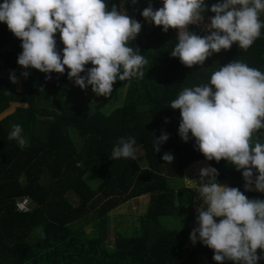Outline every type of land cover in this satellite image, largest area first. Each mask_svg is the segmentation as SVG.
Instances as JSON below:
<instances>
[{
	"label": "trees",
	"instance_id": "1",
	"mask_svg": "<svg viewBox=\"0 0 264 264\" xmlns=\"http://www.w3.org/2000/svg\"><path fill=\"white\" fill-rule=\"evenodd\" d=\"M121 1L132 12L138 9L139 0L106 3L110 8ZM216 2L205 0L209 8ZM260 19L264 21V15ZM177 43L174 31L136 38L131 46L148 60L145 77L117 80L110 96L86 109L84 103L67 100L81 89L68 78L67 68L64 74H50L54 77L50 87H35V79L48 83L49 74L18 64L22 41L0 22V116L13 104L25 105L0 118V264H196L193 259L198 253L208 254L217 264L213 250L203 243L191 254L186 249L192 230L198 227L197 208L205 206L198 192L201 166L215 167L219 183L238 187L250 199H264V194L245 191L243 170L237 171L228 161H208L191 134L184 142L179 135L180 110L170 107L184 88L208 83L214 71L236 59L264 73V28L249 49L236 43L191 68L171 56ZM24 71L30 75L25 77ZM13 73L16 83L10 79ZM114 97L119 106L106 113ZM41 104L53 109L40 110ZM13 124L23 127L28 140L23 149L8 139ZM73 131L78 132L79 142ZM164 133L169 139L156 152L154 140ZM254 135L264 142V129ZM129 136L136 139V151L145 152L146 165L138 158L111 159L119 139ZM166 152L174 156L171 164L162 159ZM192 167L198 172L190 186L175 184ZM144 196H150L151 204L141 226L109 239L111 212ZM22 197L33 200L32 212L16 210ZM90 225L97 226L99 233L91 235ZM258 264H264V259Z\"/></svg>",
	"mask_w": 264,
	"mask_h": 264
},
{
	"label": "clouds",
	"instance_id": "2",
	"mask_svg": "<svg viewBox=\"0 0 264 264\" xmlns=\"http://www.w3.org/2000/svg\"><path fill=\"white\" fill-rule=\"evenodd\" d=\"M208 11L214 13L204 25L208 34L187 30L203 24ZM261 12L264 0H217L210 8L205 0H163V7L155 9L150 2L141 14L164 32L178 31L171 56L191 68L236 43L249 49L264 28ZM0 22L22 41L18 64L49 74V80L51 73L64 74L67 68L75 85L85 90L91 86L96 95L108 97L117 80L145 77L148 60L131 46L142 23L131 18L123 4L118 9L115 4L109 8L106 0H3ZM10 79L17 82L14 73ZM170 108L180 110L179 135L184 142L191 134L208 161L226 160L243 170L245 191L264 192V142L254 135L264 129V73L236 59L214 71L208 83L184 88ZM11 127L8 139L23 149L28 145L23 127ZM168 139L167 133L155 138V151ZM135 145L134 137H121L111 159L135 160ZM162 159L171 164L174 156L166 152ZM218 176L215 167L199 171L198 192L205 206L197 208L198 227L190 239L212 249L217 264H258L264 259L259 254L264 253V199H250L238 187L219 183Z\"/></svg>",
	"mask_w": 264,
	"mask_h": 264
},
{
	"label": "rangeland",
	"instance_id": "3",
	"mask_svg": "<svg viewBox=\"0 0 264 264\" xmlns=\"http://www.w3.org/2000/svg\"><path fill=\"white\" fill-rule=\"evenodd\" d=\"M54 77H51V80L48 83L42 82L40 79H35L34 80V85L36 88H42V89H46L48 87H50V84L53 82ZM22 79H20L19 82H21ZM104 98V96H98L96 95L93 91H92V87H87V89H80L78 90L77 94L75 93L72 96H68L67 100L73 104H78V103H84V107L86 109H89L88 107L90 106H95L97 105V103L99 101H101ZM118 97H114V99L106 105L105 109H106V113H110L113 110H115L118 106H119V102H118ZM120 101V100H119ZM19 105H12V108H10L7 112H5L3 115L0 116V118H4L5 116L9 115L10 113L14 112V109H16V107H18ZM20 106H25V105H20ZM38 107H40V110H52L53 108L47 106L46 104H41L38 105ZM47 117V116H46ZM51 119V117H47V119ZM73 137L76 140V142H79V137H78V132L77 131H73ZM136 155L138 160L140 161V163L142 165H146L147 163V157L145 152L142 149H138L136 151ZM208 166H211L210 164H208ZM202 167H205V165H202ZM198 172V169L196 168H188L185 170V172L183 173V178H179L175 184H179L181 186H183V182H184V188L185 187H189L193 178H195L196 174ZM93 176V173H90ZM96 179V177H94ZM182 179H184V181H182ZM45 183H47L46 178L44 179ZM100 180V179H99ZM91 182H93V179H90ZM99 183V182H98ZM97 182L93 185L95 188L98 187ZM230 186V185H229ZM192 188V187H191ZM178 206L180 207V203H181V198H178ZM151 204V199L150 196H144L138 199H134L130 202L125 203L124 205L118 207L117 209H115L114 211L111 212V214L109 215V219H108V231H109V239L114 240L115 236L118 233H126V234H130L135 232L136 228L141 226V218L147 213L149 207ZM179 212V210H178ZM88 231L89 233L92 235L99 233V228L97 226H89L88 227ZM198 235V234H197ZM202 242H200L199 240H197L195 243H193L191 241V239H189L188 243L186 244V249L187 252L189 254L192 253V251H194L196 248L201 247ZM195 261L196 264H215V262L212 260L211 257H209L208 254H201L198 253L196 255V259H193Z\"/></svg>",
	"mask_w": 264,
	"mask_h": 264
},
{
	"label": "built area",
	"instance_id": "4",
	"mask_svg": "<svg viewBox=\"0 0 264 264\" xmlns=\"http://www.w3.org/2000/svg\"><path fill=\"white\" fill-rule=\"evenodd\" d=\"M0 3H3V1L0 0ZM123 4L124 5V10L127 12V14L142 23V30L141 32L137 35L136 38H142L145 36H150L155 34L158 31H163V27L162 26H156L154 23H150L147 20H145V18L142 16V10L137 9L134 12L130 11L129 8L126 7L124 2H121L118 4V9L120 7V5ZM161 7H163V2L161 3ZM205 17L204 23L200 24V25H190L188 26V31H193L198 35H205L208 34L204 31V25L209 23V17L213 16V15H205L203 14ZM260 15H264V12H261ZM174 31L176 33L177 39H178V31L175 29H169L167 32H171ZM57 42H58V48L59 49H63L64 45L62 44V42L60 41V37H59V33L56 34ZM35 206V203L33 202V200L29 197H22L20 199L17 200L16 202V210L20 213H30L33 211Z\"/></svg>",
	"mask_w": 264,
	"mask_h": 264
},
{
	"label": "crops",
	"instance_id": "5",
	"mask_svg": "<svg viewBox=\"0 0 264 264\" xmlns=\"http://www.w3.org/2000/svg\"><path fill=\"white\" fill-rule=\"evenodd\" d=\"M121 2L126 3L125 1H121ZM150 2L152 4V6L155 8V6L159 2V0H139L138 9L143 11L144 8L149 6ZM21 87H22V85H20V91H21ZM222 184H227V183H222ZM227 185H229V184H227ZM252 192H254V193L257 192V193L264 194V192H259V191H256V190H252Z\"/></svg>",
	"mask_w": 264,
	"mask_h": 264
}]
</instances>
